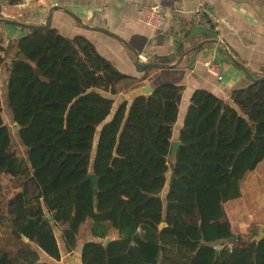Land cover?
Listing matches in <instances>:
<instances>
[{
    "label": "trees",
    "instance_id": "1",
    "mask_svg": "<svg viewBox=\"0 0 264 264\" xmlns=\"http://www.w3.org/2000/svg\"><path fill=\"white\" fill-rule=\"evenodd\" d=\"M14 48L5 96L26 157L11 150L0 100V175L19 180L11 195L0 185V230H8L0 264H47L32 244L58 261L52 224L67 252L86 225L80 264H264V236L253 239L257 228L235 234L224 208L264 158V80L234 89L230 102L195 89L169 159L182 85L160 83L108 119L107 94L141 78L119 72L85 37L51 26L25 30ZM189 48L180 42L176 57ZM231 236L217 250L215 240Z\"/></svg>",
    "mask_w": 264,
    "mask_h": 264
},
{
    "label": "crops",
    "instance_id": "2",
    "mask_svg": "<svg viewBox=\"0 0 264 264\" xmlns=\"http://www.w3.org/2000/svg\"><path fill=\"white\" fill-rule=\"evenodd\" d=\"M201 1L212 8L214 24L211 31L215 34V42L210 41L211 37L203 38L202 34L190 35L193 28H199L192 22L195 8ZM151 4L162 7L166 16L157 29H151L137 19V7ZM53 6L59 9L52 12L51 27L66 37H85L119 72L141 78L140 85L153 88L168 82L183 86L172 140L178 139L189 98L195 89L207 90L230 102L234 89L250 83L242 70L229 61L224 47L252 75H264V0H15V3L4 0L0 19L41 24ZM63 10H68L78 20ZM87 26L105 28L118 35L137 52L141 61L165 57L167 60L164 63L173 64L179 58L176 57V50L180 42L191 48L209 41L193 54L184 56L174 68H149L139 73L133 65V53L124 44ZM24 33L23 28L0 22V48L3 49L0 50V67L4 69L5 80L7 72L4 64H8L15 55L14 44ZM211 59H218L221 63V81H216L207 72L205 63ZM129 90L117 106L122 101H126L127 106L131 103L134 96L129 95ZM115 109L112 107L108 119ZM234 200L253 204L260 211L259 223L264 222V158L240 182V197L227 202Z\"/></svg>",
    "mask_w": 264,
    "mask_h": 264
},
{
    "label": "rangeland",
    "instance_id": "3",
    "mask_svg": "<svg viewBox=\"0 0 264 264\" xmlns=\"http://www.w3.org/2000/svg\"><path fill=\"white\" fill-rule=\"evenodd\" d=\"M126 85L127 84L125 83L119 88V90L122 93L111 97L114 101L113 109H115L117 104L123 99V95L124 97H126L127 91L124 90L125 88H127ZM0 100H1L2 120L4 124L7 125V127L9 128L11 150L18 157L25 159L26 157L25 148L23 147V145L21 144L18 138L17 129L13 128V124L15 123L12 120V116L9 112V109L7 108L6 96H5V73L2 67H0ZM0 185L3 189V192L6 195H11V193L16 188L19 187V180L17 178H11L8 175H0ZM164 193H165V188L160 193L162 197ZM244 205H247V207L245 208ZM224 208L231 223V229L235 234H241L242 236H247L249 235L252 229L258 227L260 211L259 209L254 208L253 204H249L248 202L244 204V203H240L237 200H234L225 203ZM52 227L60 250V259L58 261L53 260L52 258L48 257L45 253H43L40 249L36 248L32 244L31 246L38 253L39 260L46 262L47 264H80L79 253H80L81 244L83 241L89 239V236L86 233V225H84L81 228L78 234V244L71 252H67L66 249L64 248V244L60 236L61 226H56L52 224ZM7 233H8L7 229L0 230V237L2 239L6 238ZM6 249H10V248H6Z\"/></svg>",
    "mask_w": 264,
    "mask_h": 264
},
{
    "label": "water",
    "instance_id": "4",
    "mask_svg": "<svg viewBox=\"0 0 264 264\" xmlns=\"http://www.w3.org/2000/svg\"><path fill=\"white\" fill-rule=\"evenodd\" d=\"M4 3V0H0V12L2 10L1 5ZM59 9L58 7H51L48 11V14L44 20L43 23L41 24H27V23H22L19 21H15V20H9V19H0V22L4 23V24H8V25H14V26H18L20 28H23L25 30H29V31H37V30H46L51 26V16H52V12L54 10ZM65 13L71 15L73 18L77 19L71 12H69L68 10H63ZM78 20V19H77ZM94 31H98L100 33H103L111 38H114L115 40L121 42L122 44H124L134 55V67L135 70L139 73L145 71L146 69L149 68H158V69H171L174 68L177 64L180 63V61L183 59L184 56L188 55V54H193L194 52H196L197 50H199L200 48H202L206 42H200L198 44H196L195 46H192L191 48H189L184 54H182L178 60L173 63V64H167V63H161V62H157V61H152V60H148V61H141L139 55L137 54L136 51L133 50L132 47H130L122 38H120L118 35L110 32L109 30L105 29V28H100V27H88ZM196 34H205L207 36H211V42H215L214 40V33L211 32L210 30L207 29H202V28H193L190 31V35H196ZM224 51L225 54L227 56V58L229 59V61H231L232 63H234L235 65H237L243 72V74L246 76V78L249 80V82H258L261 80H264V75H262L261 77H254L246 68L245 66L236 58H234L230 52L227 50V48L224 47ZM153 91V88L150 85H139L136 86L134 88H131L129 90V95H133L134 97L139 96V95H148ZM13 128L14 129H18V126L16 124H13ZM253 128V125H252ZM180 145V142L178 140H171L170 142V151H169V159H172L174 157V155L176 154L178 147ZM164 176L166 178V183H168L170 181V170L167 169L164 173ZM85 179H88L92 182L93 185V194L94 197L93 199L95 200L96 197V192H97V179L96 176L90 172L85 176ZM165 226V223H161L159 225V228H162ZM264 236V222H260L258 223V227L256 230V234L253 236L254 240H260L262 237ZM24 240H26V237H23ZM110 240H112V237H107L104 239L103 241V245H106ZM235 240L234 236H231L227 239H217L215 240V244L217 245V250H219L221 248V245L225 244V243H230L233 242Z\"/></svg>",
    "mask_w": 264,
    "mask_h": 264
},
{
    "label": "built area",
    "instance_id": "5",
    "mask_svg": "<svg viewBox=\"0 0 264 264\" xmlns=\"http://www.w3.org/2000/svg\"><path fill=\"white\" fill-rule=\"evenodd\" d=\"M195 12L192 22L193 25L202 29H213L214 22L212 20L214 14L212 8L207 3L202 1L199 2L195 8ZM136 13L138 21L151 29L159 28L166 17L162 7L157 4L139 5ZM205 65L207 72L216 81L222 80L221 63L218 59H211L207 61Z\"/></svg>",
    "mask_w": 264,
    "mask_h": 264
}]
</instances>
